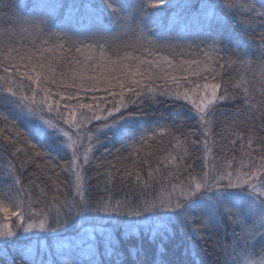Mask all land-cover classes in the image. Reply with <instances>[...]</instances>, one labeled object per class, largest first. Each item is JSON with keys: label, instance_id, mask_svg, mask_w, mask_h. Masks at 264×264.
Instances as JSON below:
<instances>
[{"label": "snow or ice", "instance_id": "6c2138e0", "mask_svg": "<svg viewBox=\"0 0 264 264\" xmlns=\"http://www.w3.org/2000/svg\"><path fill=\"white\" fill-rule=\"evenodd\" d=\"M0 13V259L264 264V34L250 36L264 0H0ZM226 101L241 107L217 133ZM149 122L179 149L155 166L136 148L157 134ZM101 135L131 168L95 164ZM37 160L52 175L33 196Z\"/></svg>", "mask_w": 264, "mask_h": 264}, {"label": "trees", "instance_id": "16d2710c", "mask_svg": "<svg viewBox=\"0 0 264 264\" xmlns=\"http://www.w3.org/2000/svg\"><path fill=\"white\" fill-rule=\"evenodd\" d=\"M241 2L247 3V2H249V0H241ZM4 12L6 13L7 9H4ZM2 15H3V13H0V16H2ZM3 26H4V21L0 20V28H2ZM251 27L253 30L250 32V36L254 40H259L261 38V35L264 34V27H261V22L259 20H257L254 23H252ZM79 39H84V37L80 36ZM88 42L90 43L91 41H88ZM71 55H75V53L73 52ZM230 78L234 81V79L236 78V72H234L231 69H228L224 74V82L227 83ZM105 100L108 103L111 102V98L106 93H104L103 91L99 92L97 95V101L101 102V101H105ZM86 102H88V101H86ZM167 107H168V105H164L161 107L153 106L151 108V111L149 114H155L156 116H159L161 113H163L165 116H167V111H166ZM240 107H241V105L239 104V102L226 101V102L222 103L221 104V111L223 114L217 117L219 124L215 127V129H214L215 132L219 133L222 130V127L225 123H227L228 126L231 127V121H232L233 114ZM141 118L145 119V117H141ZM95 123H98V122H95ZM163 123L164 122L162 121L161 124H163ZM192 123L194 124L195 122L193 121ZM245 123L251 124L252 122L245 121ZM90 127H91V125H90ZM144 128L145 129H152L157 134L155 136H152L150 139H146V141L143 145H140V144L136 145V148H138L140 150V158H145L147 156V154H150V153L154 154L152 156L151 163L153 164V166H155L156 162L158 160L163 159V157L165 155H167V153L171 152L173 155H176L177 152H179V149L174 148V145L176 144V140L173 138V136H171L167 133L160 134L159 129L156 127V125L154 123H151V122L145 124ZM189 129H191L192 132H196V129L192 128L191 125H189V128L185 129L184 135H181L179 133L177 134V135H180L181 140L184 139V136L187 134ZM236 130L241 132V133L246 134L245 129L243 127H238ZM257 134L258 135H264V132H259L257 130ZM111 135H112L111 133L108 134L109 137H111ZM197 135H199V134L197 133ZM192 139H195V137H192ZM213 139L218 140L219 137L218 136L209 137L210 142ZM100 140H101L103 146L98 147L96 149L95 164H99L101 161H106V162H111L113 164H117V160L119 158L123 161V163L127 167L131 168V161L125 159L129 156V152L124 151V149L121 146V143L116 142V140L114 138L111 139V141H109V140L105 139L104 135L100 136ZM188 147H189V152L192 156V159L187 161V162L188 163H194L196 170L199 171L200 170V157H201L202 153L199 150V148H192L191 146H188ZM105 148H107V150H108L107 152L105 151ZM117 150H119V152H117ZM236 151L238 153L239 148H237ZM218 154L223 155V153H218ZM4 158H5V154L0 153V164L4 163ZM53 163H55V161H53ZM36 164L41 165V167L38 168L35 165L30 166L28 168L27 172L25 173V176H24L26 186H27V181H29V180H31L35 185L34 188H31L33 196L37 195L39 188L44 187L45 185H50L51 181L48 179V177L52 175V171L50 170L51 165H48L49 170H46L45 167L43 166L44 162L42 160H37ZM99 170L101 173H103L105 171V169H103V168H101ZM137 170L141 171V172L146 171V166L137 165ZM161 170L163 171V166H162ZM55 171L59 173V178L61 180H65V181L67 180V176L64 173L60 172L59 168H56ZM111 171L113 172V175H115V176L119 175L115 171V169H111ZM89 175L93 177L92 183L95 185L97 183V181L95 180V175H96L95 171L94 170L90 171ZM53 179H55V177H53ZM133 183H134V178L132 181L126 182L124 185L125 190L130 191ZM117 190H119V183L117 186ZM100 194H102V193H100ZM40 235H42V234H40ZM40 235H38V236H40ZM217 239H219V237H217ZM28 243H29V241L25 239L18 246H23V245L28 244ZM46 243L51 245V244H54L55 241L51 237H49L46 240ZM3 245H4V242L0 244V247H2ZM0 255H2V254H0ZM0 264H8V262L4 259H0Z\"/></svg>", "mask_w": 264, "mask_h": 264}, {"label": "rangeland", "instance_id": "374dc122", "mask_svg": "<svg viewBox=\"0 0 264 264\" xmlns=\"http://www.w3.org/2000/svg\"><path fill=\"white\" fill-rule=\"evenodd\" d=\"M37 235H40L39 233ZM4 241H0V244L3 243Z\"/></svg>", "mask_w": 264, "mask_h": 264}]
</instances>
